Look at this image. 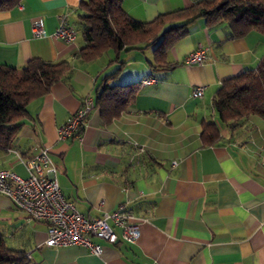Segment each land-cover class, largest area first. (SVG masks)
Wrapping results in <instances>:
<instances>
[{"label": "crops", "instance_id": "obj_1", "mask_svg": "<svg viewBox=\"0 0 264 264\" xmlns=\"http://www.w3.org/2000/svg\"><path fill=\"white\" fill-rule=\"evenodd\" d=\"M82 1L21 0L0 11V64L19 69L36 57L72 65L68 79L28 104L12 142L0 147V170L25 177L19 157L46 147L62 194L82 215L98 217L126 202L139 236L127 242L114 227V244L94 240L102 246L100 256L81 246L47 247L46 223L28 219L0 194V240L30 253L36 264H264V122L251 115L225 126L212 106L223 80L256 67L264 35L252 30L231 37L225 23L208 27L198 18L170 46L171 66L158 71L150 67L152 45L121 50L119 61L112 50L83 61L75 55L85 45L78 31L73 44L33 36L35 18L43 19L50 35L61 17L77 29ZM198 1L122 0L121 7L131 18L150 22ZM199 46L204 62L184 64ZM119 66L109 83L156 82L139 84L117 118L104 122L94 107L80 137L59 140V128L85 98L95 100L96 86ZM198 86L205 87L203 96L194 98ZM202 122L219 126L218 143L202 144Z\"/></svg>", "mask_w": 264, "mask_h": 264}, {"label": "trees", "instance_id": "obj_2", "mask_svg": "<svg viewBox=\"0 0 264 264\" xmlns=\"http://www.w3.org/2000/svg\"><path fill=\"white\" fill-rule=\"evenodd\" d=\"M21 0H0V11L18 5ZM122 0H83L79 4V23L85 45L75 55L91 61L112 50L119 61L121 50L153 46L150 67L154 71L171 66L167 54L173 42L188 32L189 25L203 18L208 27L225 23L231 37H241L254 30L264 35V0H201L191 7L158 15L150 22L137 21L121 7ZM142 44L143 46H138ZM120 65L123 62H119ZM69 60L58 62L32 58L21 68L0 64V147H7L22 125L28 104L48 93L52 84L69 78ZM120 66L106 74L95 88L94 106L104 122H110L126 111L135 98L138 82L124 84L116 79ZM219 123L229 126L234 121L255 115L264 122V55L254 69L223 80L212 100ZM203 145L220 141L219 126L202 122ZM0 264H29L25 254L13 250L0 240Z\"/></svg>", "mask_w": 264, "mask_h": 264}, {"label": "built area", "instance_id": "obj_3", "mask_svg": "<svg viewBox=\"0 0 264 264\" xmlns=\"http://www.w3.org/2000/svg\"><path fill=\"white\" fill-rule=\"evenodd\" d=\"M32 33L34 37L51 36L68 44H73L77 36V30L69 26L62 17L59 18V24L51 35L46 32L42 18L33 19ZM205 57V48L199 46L184 57L183 63L201 64ZM155 82L156 79L150 77L142 80L140 84L150 85ZM204 88L194 87L192 97L201 98ZM94 107V100L90 97L85 98L81 107L59 128L58 139L80 137L86 118ZM19 160L27 175L22 177L10 170H0V194L25 213L28 219L46 223L44 244L47 247L81 246L92 255L100 256L102 246L94 240L114 244L117 241L114 227L121 229L123 240L136 241L139 226L132 221L133 216L126 202L120 203L114 211L104 212L98 217L84 216L62 194L56 181L57 167L49 157L46 147L39 148L29 158L19 157ZM25 257L29 264H36L30 253H26Z\"/></svg>", "mask_w": 264, "mask_h": 264}, {"label": "rangeland", "instance_id": "obj_4", "mask_svg": "<svg viewBox=\"0 0 264 264\" xmlns=\"http://www.w3.org/2000/svg\"><path fill=\"white\" fill-rule=\"evenodd\" d=\"M105 55V54H104Z\"/></svg>", "mask_w": 264, "mask_h": 264}]
</instances>
